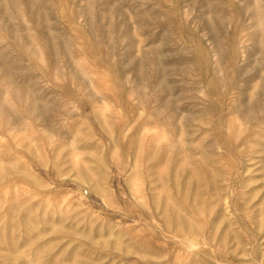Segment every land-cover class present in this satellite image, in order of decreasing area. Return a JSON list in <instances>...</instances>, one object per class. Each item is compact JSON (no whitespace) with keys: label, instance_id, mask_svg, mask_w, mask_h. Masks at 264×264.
<instances>
[{"label":"rangeland","instance_id":"rangeland-1","mask_svg":"<svg viewBox=\"0 0 264 264\" xmlns=\"http://www.w3.org/2000/svg\"><path fill=\"white\" fill-rule=\"evenodd\" d=\"M0 264H264V0H0Z\"/></svg>","mask_w":264,"mask_h":264},{"label":"bare ground","instance_id":"bare-ground-1","mask_svg":"<svg viewBox=\"0 0 264 264\" xmlns=\"http://www.w3.org/2000/svg\"><path fill=\"white\" fill-rule=\"evenodd\" d=\"M179 184V183H178ZM198 210V209H197Z\"/></svg>","mask_w":264,"mask_h":264}]
</instances>
